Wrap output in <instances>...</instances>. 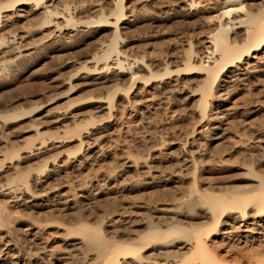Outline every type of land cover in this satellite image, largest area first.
<instances>
[{
  "label": "bare ground",
  "instance_id": "6f19581e",
  "mask_svg": "<svg viewBox=\"0 0 264 264\" xmlns=\"http://www.w3.org/2000/svg\"><path fill=\"white\" fill-rule=\"evenodd\" d=\"M50 58L65 97L89 95L48 139L23 127L55 100L0 108V176L15 173L0 187V264H264V123L228 137L264 108V0L0 1V88ZM16 122L22 152L5 140ZM139 180L169 199L94 212Z\"/></svg>",
  "mask_w": 264,
  "mask_h": 264
},
{
  "label": "rangeland",
  "instance_id": "374dc122",
  "mask_svg": "<svg viewBox=\"0 0 264 264\" xmlns=\"http://www.w3.org/2000/svg\"><path fill=\"white\" fill-rule=\"evenodd\" d=\"M0 1H3V0H0ZM160 42H161V40H159ZM158 41V42H159ZM165 42V40H162V42L161 43H159V45L160 44H162L163 45V43ZM158 44V43H157ZM162 45H160V47L158 48V45L156 46V48L155 49H160L161 48V46ZM155 47V46H154ZM81 52H86V46H83V47H80V48H77V50H76V53H81ZM47 61V62H46ZM45 62H43L42 64H41V66H39L38 68H37V73L35 74V75H32V73H33V71H28V72H26V73H24L22 76H21V79H20V81L17 83V84H8V85H6V86H4V87H2V88H0V108L1 109H3V110H5V111H7V112H10V113H14V112H16V111H20L21 109L22 110H24L25 109V111H29V110H33V109H35L36 107H41V106H44V104H47V103H50L51 101H53V100H55V101H53V103L51 104V106L48 108V113H43V119L41 118L40 120H38V121H32L31 119L32 118H27L26 120H25V123L27 124H25L24 122L23 123H18V122H16V123H14V124H12V126H11V128L7 131V133H8V136H7V138L5 139L6 141H8V143H9V145H8V147L9 146H15V148L16 149H18L19 148V150H21V152H22V149L21 148H23V146H24V143L21 141V140H23V138H18L17 136H15L16 135V132L18 131V130H20V127L22 128L23 126H24V124H25V126L23 127V128H29L30 126H34V125H40V126H43V129H42V131H41V135H42V137L43 138H46V139H48V138H51L52 136H56V135H60V133L62 134V132H63V126L61 127V125H58V124H55L54 122L56 121V119H55V114L56 113H59V112H62L63 110H66L67 109V107H68V105H70V104H72V103H70L71 102V100L72 99H75L74 100V102H76V101H79L80 99H82V98H85L87 95H89V90L87 89H83L82 91L80 90V91H78L76 94H74L70 99L69 98H67V97H65V95H66V93L68 92L69 93V90H70V88L67 86H64V85H62V83H63V80L65 79V77L64 76H66V74H65V72H62V73H60L59 75H61V76H59V75H56V78L57 77H59L58 78V80H56L55 81V83H53L54 81H52V80H50V79H48V77L50 78L51 77V75L53 74V72L55 73V71H53L55 68H56V61H54L53 59H47ZM46 65V66H45ZM41 67V68H40ZM56 70V69H55ZM42 72V73H41ZM38 74V75H37ZM48 74V75H47ZM62 74H64V75H62ZM34 76V77H33ZM48 76V77H47ZM63 76V78H61ZM40 78V79H39ZM47 78V79H46ZM48 81V82H47ZM51 81V82H50ZM61 81V82H60ZM58 83V84H57ZM52 84V85H51ZM44 90V91H43ZM64 90V91H63ZM85 90V91H84ZM264 84H263V87L261 88V94H264ZM54 92V93H53ZM48 94V95H47ZM51 94V95H50ZM59 94V95H58ZM80 94H82V95H80ZM92 94H95V92L94 93H92ZM240 94V95H239ZM258 95H256V96H254L253 97V99H255L256 97V100L258 99V100H261V98L262 99H264V95L262 96H260L259 94H260V92L259 93H257ZM58 95V96H57ZM48 96V97H47ZM75 96V97H74ZM80 96H82V97H80ZM240 96H242V97H240ZM246 96L248 97L247 99H244V98H246ZM59 97L61 98V99H59ZM80 97V98H79ZM239 97L240 98H242L244 101H247L248 99H249V96H248V94L247 93H245V92H237V97H236V99H239ZM259 97H261V98H259ZM52 98V99H51ZM56 99H58V100H56ZM67 99H69V100H67ZM243 100H241V101H243ZM73 101V100H72ZM68 102H69V104H68ZM36 103V104H35ZM41 105V106H40ZM2 106V107H1ZM17 109V110H16ZM11 110V111H10ZM16 110V111H15ZM52 111V112H51ZM260 112V113H259ZM259 112L256 114L257 115V118H255V117H253V116H251V115H246V116H243L242 118H240L239 120H237V121H235L234 122V128H236L235 126H240V127H238V128H236V130H234L235 132H237L236 134H235V132L232 130L228 135V137H230L231 139H229V140H227V143L229 142V143H233L234 141H233V139L235 140V142H236V140L237 139H239L242 135H244V132L246 133L244 136H242V138H244L247 134H248V136H251L252 134H251V132H253V130L256 128V127H254V126H258V123H255V122H258V121H256V120H260V121H262L263 123H264V108H261L260 110H259ZM262 112V113H261ZM52 114V115H51ZM260 115V116H259ZM245 117H246V119H245ZM261 117V118H260ZM262 117H263V119H262ZM253 118H255V121H253L254 119ZM33 119H35V118H33ZM242 119H244V120H242ZM250 119V120H249ZM42 120V121H41ZM46 120V121H45ZM53 120V121H52ZM241 120L243 121V122H241ZM248 122V121H250L249 123H247L246 121ZM253 122H252V121ZM37 123V124H36ZM246 123V124H245ZM256 125H255V124ZM42 124H45V125H42ZM21 125H23V126H21ZM30 125V126H29ZM244 125V127H242V126ZM251 125H253V127H250ZM14 126V127H13ZM16 126H17V128H16ZM27 126V127H26ZM18 127H19V129H18ZM250 127V128H249ZM248 128V129H247ZM252 129V130H251ZM15 131V132H14ZM45 131V132H44ZM239 131V132H238ZM250 132V134H249V132ZM233 132V133H232ZM14 133V134H13ZM241 133H242V135H241ZM33 133H29L28 135H26V137H33L34 136V134L32 135ZM234 134V135H233ZM238 134V135H237ZM14 135V136H13ZM241 135V136H240ZM236 136V137H235ZM248 136L247 137H245V138H248ZM17 137V138H16ZM9 139H10V141H9ZM18 140V141H17ZM233 141V142H232ZM14 142V143H13ZM18 143V144H17ZM133 148H137V147H133ZM139 148H141V147H138L137 149H135L136 151H139L138 153L135 151V152H133L134 151V149H132V151H131V153H135V156L136 155H142L143 154V149H139ZM219 148V147H218ZM67 149H73V147H71L70 146V148H66V150ZM221 149H223V148H221V145H220V150ZM218 151H219V149H217ZM140 152H141V154H140ZM137 153V154H136ZM52 156H54V158H55V154L54 155H51L50 157H48V158H40V159H35V161L34 160H32V161H30L29 162V164L27 163L24 167V169L25 170H34V169H36V168H38V167H40L39 166V164L41 165V166H43L44 164H46L47 163V161H50V160H52L53 159V157ZM38 161V162H37ZM45 166V165H44ZM14 174V175H13ZM219 174V175H218ZM228 174V175H227ZM232 175V173L231 172H224V173H216V172H214V173H210L209 174V176H210V178L212 177V175H213V179H212V181L215 179V181H216V179H218L217 181H220L221 180V178L220 177H222L221 175H224L223 177H222V180H225V176H226V178H227V176H231ZM216 176V177H215ZM15 177V173L14 172H9V173H7V174H4V175H2V176H0V187H1V185H2V187L4 186H8V184L10 183V180L12 179V178H14ZM219 177V178H218ZM224 178V179H223ZM230 178V177H229ZM214 181V182H215ZM216 181V182H217ZM143 182V181H142ZM131 183V182H130ZM145 182H143V183H140V180H139V183H136L138 186H136L135 184H134V186H136V187H133L132 189H130V190H128L127 192H125L128 196H125L126 194H123V197H122V200L124 199V202L121 200V197H119V198H117L116 200L117 201H119V202H117V203H115V201L116 200H114L113 198L111 199L110 198V200H107V198L105 199V198H101V199H99L97 202H95L94 204H93V209L95 210H93L95 213L97 212V213H100V212H102V211H106V208H107V210L108 209H112L113 208V203L114 204H116L117 206H121L122 205V203L123 204H126V203H129V202H132V200H133V202H134V200H135V198H136V200H137V202H142V199H143V201H144V199L146 200V199H149V198H151V197H153V198H151L150 200H154V201H156V200H158V198L159 199H161V200H163L164 198L166 199H169V196L168 195H170V194H167L168 193V191H166L165 190V192H164V190L162 189H155V190H151L150 189V191L151 192H149V189H147L146 187H143L142 185L144 184ZM142 186V187H141ZM140 187H141V189H140ZM138 188V189H137ZM136 189V190H135ZM140 189V190H139ZM139 190V191H138ZM156 190H160V191H156ZM136 191V192H135ZM144 191V192H143ZM131 194H130V193ZM135 192V193H134ZM148 194H147V193ZM158 193L157 195H155L156 193ZM144 193H146L145 194V196H144ZM151 193H153V195L151 194ZM155 193V194H154ZM166 194V196L167 197H165V195L164 194ZM142 194V195H141ZM149 194H150V196H149ZM161 194L163 195V196H161ZM136 196V197H135ZM159 196H161V197H159ZM143 197V198H142ZM162 197H164V198H162ZM134 198V199H133ZM103 200V201H102ZM106 202H105V201ZM135 200V201H136ZM108 201V202H107ZM109 201H113V202H110L109 203ZM122 202V203H121ZM119 203V204H118ZM121 203V204H120ZM108 204V205H107ZM111 206H110V205ZM115 205V206H116ZM95 206V207H94ZM110 206V208H108ZM114 206V207H115ZM48 216V215H47Z\"/></svg>",
  "mask_w": 264,
  "mask_h": 264
}]
</instances>
